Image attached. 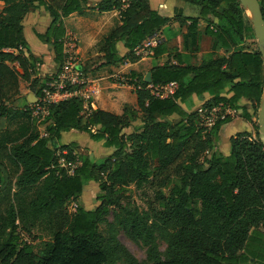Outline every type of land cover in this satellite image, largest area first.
Masks as SVG:
<instances>
[{"label": "trees", "instance_id": "16d2710c", "mask_svg": "<svg viewBox=\"0 0 264 264\" xmlns=\"http://www.w3.org/2000/svg\"><path fill=\"white\" fill-rule=\"evenodd\" d=\"M3 1L0 264H264V146L257 112L242 104L247 100L260 108L264 58L240 0H184L200 8L199 16L173 17L152 9L149 0H99L95 6L89 0ZM259 2L264 15V0ZM38 7L51 16L48 29L36 35L54 53L53 77L40 74L44 60L30 50L23 25ZM87 9L117 10L120 24L102 40V56L79 63L81 73L139 61L145 43L173 24L182 48L168 46V39L151 47L152 82L135 71L126 75L137 106L126 105L121 114L94 108L93 99L82 94L85 85L71 81L61 90L69 95L49 102L42 120L29 106L10 105L21 95V82L38 100L58 80L68 60L64 19ZM203 34L212 39L206 52H201ZM196 56L198 63L191 61ZM173 82L175 89L165 94ZM194 95L204 101L196 110ZM216 107L221 111L208 125ZM227 108L241 111L257 136L238 132L225 153L218 141L223 125L233 121L232 115L223 116ZM137 120L136 130L123 133ZM72 130L104 141L111 154L100 161L90 152L79 154L80 142L63 141L64 132ZM62 157L76 164L73 173L60 164ZM90 182L99 183L100 204L89 209L76 203L70 212L68 204L79 200ZM132 185L148 197L147 189L154 193L147 209L129 200ZM35 229L49 236L39 249L22 234ZM120 230L147 248L146 262L121 242ZM159 239L166 243L164 251ZM251 243L254 250H246Z\"/></svg>", "mask_w": 264, "mask_h": 264}, {"label": "crops", "instance_id": "0c3cea01", "mask_svg": "<svg viewBox=\"0 0 264 264\" xmlns=\"http://www.w3.org/2000/svg\"><path fill=\"white\" fill-rule=\"evenodd\" d=\"M92 1H95V3L92 4ZM98 1L99 0H89V6H95ZM149 1L152 9L157 10L159 13L169 17H173L177 13L183 14L184 16H199L200 14V8L198 6L191 5L184 0ZM193 6L199 8L198 12H195L196 10ZM25 19H27V22L33 21L29 26L31 28L30 30H33L35 33H44L51 23L50 13L49 11L45 10L44 7H38L37 9L28 13ZM119 19L120 12L117 10L98 12L96 9H87L84 13L75 12L64 19V24L67 30L66 36L73 37L76 40L77 47L75 50V56L77 64L87 60L88 58L103 55V53L100 52L101 42L103 38L106 37L113 28H115V23H117V25L120 24ZM27 22L23 21V25L25 26V34L30 46V50L36 56H41L44 60L39 69L41 71L40 74H51L56 70V64L53 61L54 53L48 45L42 43L39 40L34 32L31 35L32 41L28 39L27 32L30 31H28L29 29L26 24ZM201 24H203V21L201 22ZM34 28L37 31H35ZM161 33H159L156 37L149 39L145 43L144 47H142L138 51L140 54H142V58L139 61L128 62L126 64L120 65H110L97 71H89L90 67H88V71L80 75V78L84 80L85 85L84 92L82 94L87 98L90 97L93 99L92 105L94 108L100 107L102 109L121 114L123 107L119 110L114 111L113 106L120 107L124 102L131 103L132 105H135L137 103V96L135 91L125 90V92L121 95V101L118 105H116L113 99L114 95H112L110 93L111 91H109V88H114L117 84L115 83V79L112 78L117 75H128L131 71H135L146 76L148 72H151V68L153 66L151 47L155 46L161 40L167 41L168 39V46L172 48H182L183 37L182 35L176 34V24L165 28V30ZM122 50L123 52L127 51L125 48H122ZM194 58L196 57H193L192 59ZM59 78L60 75L58 76V79ZM104 90H107L108 94L105 95ZM101 91L103 96H99V93H101ZM63 93L61 98H65L69 95L68 93H65V95ZM206 95L209 94L204 95L205 100L210 97V95ZM100 97L103 101L99 99ZM105 97H108L107 100H105ZM61 98L58 97L57 100ZM203 102L204 101L202 99L194 95L191 101L192 108L198 106V108H200ZM69 132L64 133L66 134Z\"/></svg>", "mask_w": 264, "mask_h": 264}, {"label": "rangeland", "instance_id": "374dc122", "mask_svg": "<svg viewBox=\"0 0 264 264\" xmlns=\"http://www.w3.org/2000/svg\"><path fill=\"white\" fill-rule=\"evenodd\" d=\"M93 3H95V1H92V4ZM4 5H5V1L0 0V16L2 14ZM193 7L196 10L195 12H198L199 8L196 7V6H193ZM39 8H41V7H39ZM24 22H27V19H24ZM32 22H27L26 23L27 27L29 29L28 31H30V32H27L28 39H30L31 41H32L31 35L33 34L34 31L30 30L31 28H30L29 25H31ZM115 25L117 26V23H115ZM202 27H204V25ZM35 31H37V30L35 29ZM35 35H36V33H35ZM200 42H201V51L206 52V51H209L211 49V47H212V39L210 37H208L205 34H203L201 36ZM101 44H102V42H101ZM192 62H194V63H198L199 62L197 56H196V58L192 59ZM39 72H41V71H39ZM55 72H56V70L54 72H52L51 74L47 73L45 75L53 77ZM122 76L127 77L126 75H122ZM118 77H119V75L114 76L112 78V79H115V83H117L116 86L114 88H109V91H111L110 93L112 95H114L113 99H114L116 105H118L119 102L121 101V95L125 92V90H131V91L135 90V87L133 85L129 86L127 84H123V83L119 82ZM57 81H55V82H57ZM49 86H50L49 87L50 91L51 90H55V87H53L51 84ZM103 89H106V88H103ZM20 90H21V95H20L19 99L16 100L14 103H9V104L12 105L15 108H25L27 106H29V108H32V106L34 105L35 98L33 96L31 99L30 98L28 99L30 94L33 95L32 91L29 89L28 84L25 83V82H21L20 83ZM104 92H105V95L108 94L107 90H104ZM99 94H100L99 96H103L102 91ZM206 96H209V95H206ZM107 98L108 97H105V100H107ZM99 99L101 101H103L101 97ZM242 104L247 107V109H248V111L250 113L257 112L256 113L257 114V118H255V120L256 119L258 120V115H259L260 108L258 110H256V108L254 107L253 103H251L250 101H247V100H242ZM126 105H132V104L124 102L123 104H121L120 107L119 106L118 107L113 106V109H114V111L115 110H119L122 107L124 109V107ZM198 105H199V103H198ZM132 106H137V103L135 105H132ZM185 107H186V105H185ZM198 107H193L191 109L192 110H196V109H198ZM123 109H122V112H123ZM218 112H220V111H218ZM226 114H228V110H226L224 112L223 116H225ZM232 117H233V121L232 122L223 125V127L221 129V133H220V139L218 141V149L220 151H222V152H225V153H227L229 151L230 138L232 136H235L238 132L248 131V132H250L252 134L253 137L256 138V136H257L256 128L253 126L252 123L247 122L244 118L241 117V111L233 113ZM39 118H40V120L43 119L42 116H40ZM214 118H216V115H214ZM140 125H141V120H137L131 127L124 128L123 129V133L129 134V133L133 132L134 130H136ZM40 130H41L42 134H44V130H43L42 127H40ZM71 132H72V134H71ZM71 132L63 134V141L65 143H69L71 141L80 142L81 148H79L77 150V152L79 154L90 152L93 155L94 159L97 160V161L103 160L105 157H107L109 154H111L112 150H108L104 146V141H100V142L94 141V140L91 139L90 134L85 133V132H80L78 130H74V131H71ZM99 192H100L99 183L90 182L89 184H87L85 186L83 195L80 197V199L77 200V201H72L71 203L68 204L69 211L73 212L75 210L76 203H80V204L84 205L85 207H87L89 209L96 208L100 204V202L98 201V198H97ZM146 192L148 193V195L150 194V197H148V196H146L144 194L143 189H138L135 185H132L130 191L128 192L129 200H131V202L135 203L139 207L147 209L148 208V200H149V198H153L154 193L150 192V190H148V189L146 190ZM109 220L110 221L113 220V215L112 214L109 216ZM101 228L104 229L105 226H101ZM261 230H262V232H264V228H262ZM22 234L29 241H32V242L36 243L37 244V249L40 248L41 241L49 239V236L47 235V233H44V232H42L40 230H37V229H35L33 231L32 235L25 234L24 232H22ZM118 237L121 240V242L140 261L146 262V260H147V248L145 246H143L142 244H138V243H135L134 241H132L125 234V232L122 231V230L119 231ZM159 245H160V249L162 251H164L165 248H166L165 241H163L162 239H159ZM254 248H255L254 243H251V244L247 245L246 250H249V249L250 250H254ZM249 255H251V254L249 253Z\"/></svg>", "mask_w": 264, "mask_h": 264}, {"label": "built area", "instance_id": "2783aa9c", "mask_svg": "<svg viewBox=\"0 0 264 264\" xmlns=\"http://www.w3.org/2000/svg\"><path fill=\"white\" fill-rule=\"evenodd\" d=\"M76 45H77L76 40L73 37H67V36L65 37L64 46H65V52L68 54V60L63 67L62 73L60 74V78L58 79V81L51 84L53 87H55V90L54 91L52 90L50 91L49 89L44 90L45 95L39 98L37 102H35L34 105L32 106L31 110L34 116L45 117L48 114L47 104L52 101H58L57 100L58 97L61 98L63 93L61 92V90L64 89L65 83L67 81H71L78 84H84V80L80 78V75L82 73L77 70V66L79 64H77L76 56H75V50L77 47ZM118 80L123 84H127L129 86L132 85L130 84L131 78L119 75ZM175 87H176V83L174 82L168 84L164 89L165 94H168L169 92H173ZM63 94L65 95V93ZM226 110H228V114L230 115L236 112L235 110H231L230 108H227ZM200 111L202 110L200 109ZM218 111H221V109L219 107H216L209 112V115L207 116V120H206L208 125H211L214 122L215 119L214 115H216ZM60 164L66 168H69L70 173H73L74 168L76 166L75 163L68 162L64 157L60 159Z\"/></svg>", "mask_w": 264, "mask_h": 264}, {"label": "water", "instance_id": "95a60500", "mask_svg": "<svg viewBox=\"0 0 264 264\" xmlns=\"http://www.w3.org/2000/svg\"><path fill=\"white\" fill-rule=\"evenodd\" d=\"M241 4L247 9V12L252 19L255 36L258 42L259 50L264 58V15L261 9L259 0H240ZM147 82H152V73L148 72L145 76ZM34 94H30L28 99L32 98ZM35 102L37 98L34 96ZM260 139L264 146V93L260 102V110L258 115Z\"/></svg>", "mask_w": 264, "mask_h": 264}]
</instances>
